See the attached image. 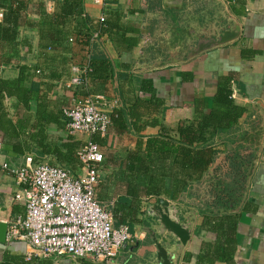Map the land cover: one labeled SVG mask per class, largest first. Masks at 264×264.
Wrapping results in <instances>:
<instances>
[{"label": "crops", "instance_id": "1", "mask_svg": "<svg viewBox=\"0 0 264 264\" xmlns=\"http://www.w3.org/2000/svg\"><path fill=\"white\" fill-rule=\"evenodd\" d=\"M56 1L31 0L34 7L41 5L42 10L48 14L54 12ZM36 10L33 9L35 13ZM84 10L93 20L98 21L103 15L106 22L111 24L106 25L105 22V32L98 40L100 49L108 54L116 73L115 79L104 87L99 84H90L89 89L71 87L70 81L75 77V66L70 62L64 66L60 57L51 58L52 53L49 54L50 61H46L39 48L37 31L26 29L21 34L22 38H28L33 46L26 63L32 67L47 68V72H44L46 76H36L34 81L42 84L43 92L48 95L53 106L72 107L91 94L104 98L103 108L110 115L116 110L128 112L135 97L150 100L149 94L137 93L140 82L148 80L153 82L157 95L165 101L164 123L176 127L193 115V108L186 107L193 104L197 98H204L209 102V113L220 78H233L234 99L238 105L247 109L233 138L237 142L236 145L247 148L243 154L254 155L255 158L254 175L239 212L241 219L235 260L236 264H264V0H84ZM35 13L32 17L38 20L40 16ZM231 16L241 27L238 39L185 61L186 50L180 46L188 42V32L195 30L200 41L216 39L223 29L234 28ZM2 18L3 11L0 9V21ZM205 21L212 23V27L206 29ZM118 26L138 31V34L127 36L138 41L134 48L131 49L123 43L122 32ZM198 42L193 46L198 45ZM26 51L25 49L22 53L25 54ZM66 57L69 60L72 58L71 54ZM167 58L179 62L157 68V65ZM0 74L4 79L15 80L19 77V69L3 67L0 68ZM156 117L144 115L136 125L141 126ZM160 121H163L161 117ZM130 122L135 124L132 119ZM159 131V127L149 126L141 132L133 128L130 133L116 134L111 131L101 137L105 140L100 148L105 161L101 166L100 184L106 179L109 182L108 185H98L97 197L100 204L112 214L120 208L122 200L131 199L126 193V186L118 185L119 174L122 168L125 169L127 158L135 150L140 138L147 140L156 136ZM49 132L55 142L59 143L60 140L65 142L72 136L82 148L94 139L87 134L73 136L68 129L60 131L55 125L50 127ZM219 149L224 151L225 148L220 146ZM25 157L5 152L0 133V163H6L11 168H20L25 165ZM212 173L211 169L202 182L192 185L181 200L177 201L179 205L193 207L199 211L197 228L203 221L202 209L208 197L211 178L209 176H212ZM73 174L77 178L83 177L82 166L76 167ZM20 191L15 178L3 170L0 164V222L8 224V221L25 214V203L15 198ZM147 199L149 198L142 200L141 210L136 218V221L140 222L130 229L134 235L133 240L119 251L114 264H131V261L133 264H144V248L141 246L146 235L140 231V223L147 208ZM247 202L256 208V212L243 211ZM127 214V211L119 212L120 216ZM196 231L182 264H196L202 242L215 239L213 234L203 232L197 235ZM29 253L30 248L25 242L0 243V264L7 257L25 259L30 264H98L91 256L85 259L34 258L28 261ZM189 255L192 258L186 261Z\"/></svg>", "mask_w": 264, "mask_h": 264}, {"label": "trees", "instance_id": "2", "mask_svg": "<svg viewBox=\"0 0 264 264\" xmlns=\"http://www.w3.org/2000/svg\"><path fill=\"white\" fill-rule=\"evenodd\" d=\"M37 9L36 13L33 9ZM34 7L31 0H0L3 18L0 21V68L17 67L19 77L4 79L0 74V133L5 152L17 156L32 155L35 164L46 163L70 170L81 166L78 152L82 145L69 136L67 141L55 142L49 129L55 125L58 130L68 129L69 119L64 106H53L42 84L34 81L36 76L45 77L47 68L32 67L26 63L32 52V43L22 38V31L35 30L39 36V48L46 61L60 57L64 66L88 67L89 86L99 84L104 87L115 79L116 73L108 54L100 49L99 41H93L96 30L105 32L98 21L90 18L84 10V0H57L52 14ZM40 16L33 19V14ZM109 21L106 25H109ZM111 25V24H110ZM123 43L134 48L138 41L127 37L138 31L121 27ZM99 38V39H100ZM26 53H22L23 50ZM72 56L70 60L67 55ZM70 62V63H69ZM91 84V85H90ZM95 86V85H94ZM234 80L221 77L210 112L209 102L204 98L195 99L187 105L193 108V115L181 121L176 127L165 122V101L157 95L152 81L142 80L137 93L151 96L149 101L135 97L128 112L116 110L111 113L112 125L109 132H138L149 126L159 127L156 136L147 140L140 138L136 148L127 158L125 169L119 174L121 187L126 186L130 200H122L120 208L113 212L116 227L128 225L133 229L144 198L166 197L179 201L194 184H199L211 169L210 189L202 209V224L196 234L210 233L214 240L201 244L196 264H236L238 230L241 213L231 211L240 207L249 177L252 175L254 155L243 154L247 149L236 145L235 130L247 109L234 99ZM92 93V92H90ZM91 95V94H88ZM144 115L157 116L153 121L137 127ZM162 118V122L160 121ZM130 119L135 124H131ZM108 132V133H109ZM93 141L103 147L104 139L94 136ZM81 146V147H80ZM223 146L224 151L219 149ZM246 148V149H245ZM225 157H221V155ZM108 179L99 185H108ZM127 216H120V211ZM244 212H256V208L246 203ZM187 256L186 261L191 260ZM1 264H30L25 259L7 257Z\"/></svg>", "mask_w": 264, "mask_h": 264}, {"label": "built area", "instance_id": "3", "mask_svg": "<svg viewBox=\"0 0 264 264\" xmlns=\"http://www.w3.org/2000/svg\"><path fill=\"white\" fill-rule=\"evenodd\" d=\"M105 22L102 15L97 23L102 28ZM100 35L101 30H96L92 42ZM73 72L70 86L87 87L88 67H74ZM103 101V97L88 95L65 109L69 133L106 136L112 120ZM78 159L84 172L81 178L62 167L35 164L32 155L25 157V165L20 168L0 163L21 188L15 198L25 203V214L8 221L7 241L25 242L30 248L28 261L91 256L98 264H114L119 251L134 238L129 226L116 227L113 214L98 200L97 187L105 161L99 145L90 140L78 152Z\"/></svg>", "mask_w": 264, "mask_h": 264}, {"label": "water", "instance_id": "4", "mask_svg": "<svg viewBox=\"0 0 264 264\" xmlns=\"http://www.w3.org/2000/svg\"><path fill=\"white\" fill-rule=\"evenodd\" d=\"M231 20L234 25L233 29H223L216 39L209 38L199 41L196 49H192L190 53L186 51L185 61L192 60L215 47L225 46L238 39L241 35V27L232 16ZM166 60L160 62L157 68H164L179 62L169 58ZM254 170L248 179L246 192L250 188ZM146 203L147 208L140 223V231L146 235L141 246L144 248V264H182L185 252L198 226L199 211L193 207L179 205L178 202L166 197L149 198ZM241 205L231 212L239 213ZM7 233L8 224L0 222L1 244L7 242ZM131 264H133L132 261Z\"/></svg>", "mask_w": 264, "mask_h": 264}, {"label": "rangeland", "instance_id": "5", "mask_svg": "<svg viewBox=\"0 0 264 264\" xmlns=\"http://www.w3.org/2000/svg\"><path fill=\"white\" fill-rule=\"evenodd\" d=\"M204 25L206 26V29L212 27V23L208 22V21H205ZM189 38H188V42L183 44V46H180V48H183V50H186L188 51V53H190V51L192 49H196L197 46H193L197 41H200L197 39L198 35L196 33L195 30L191 31V32H188L187 33ZM187 45V46H186ZM166 47V46H165ZM174 48H177V47H174ZM101 180H102V176H101ZM201 196V195H200Z\"/></svg>", "mask_w": 264, "mask_h": 264}]
</instances>
